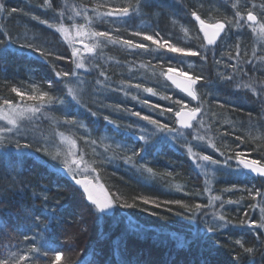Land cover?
I'll return each instance as SVG.
<instances>
[{"label":"trees","instance_id":"trees-1","mask_svg":"<svg viewBox=\"0 0 264 264\" xmlns=\"http://www.w3.org/2000/svg\"><path fill=\"white\" fill-rule=\"evenodd\" d=\"M5 1L13 4L5 3L7 9L23 10L12 13L16 20V33H10L18 37L20 43H25V33L30 41L33 36L38 37L39 39L33 41L34 43H43L47 50L55 53L54 56L41 58L27 47L20 48L19 45H13L9 51L0 55V95L18 101L19 98L10 92L12 86L24 90L35 81L47 90V81L56 80L53 66L57 71H70L74 68L71 62L72 48L64 41L60 33L25 13L52 21L57 18V11L66 5L65 24L69 25L72 21L68 20L67 16L72 14L73 5H87L89 16H94L91 11L94 5L92 0H54L53 8L49 9L40 7L42 0ZM109 1L114 6L124 2V0ZM62 2L60 7L59 4ZM235 2L236 0H171L169 3L166 0H151L152 6L145 7L142 15L134 17L127 24L121 19L104 17L103 19L94 18L93 27L98 31H111L119 27L120 31L113 32V35L139 42L141 38L130 36L129 30L139 28L146 30L149 34L158 31L164 35L165 29L168 26L171 28L170 24L173 21L175 36H164V38L179 47L201 50V45L204 44L201 35L195 29L197 23L190 19V9L196 8L205 19H208L209 13L213 19H222L224 16L231 18L235 11L232 3ZM201 3L203 7H200ZM253 4L255 13L260 15L264 0H240V10L246 14L247 9ZM175 11L177 16L174 14ZM4 16L7 14L0 15V28L9 32L12 21ZM76 22L84 23L80 17L76 18ZM184 27L191 32L190 38L185 36L182 30ZM223 37L214 46L204 45L208 49L207 61L201 57H184L183 63H180L182 56L177 53H167L162 50L165 59L160 60L154 58L155 54L141 52L139 55H133L120 46L109 45L104 49L103 56L95 61L100 67H93L90 72L85 69L77 70L81 79L86 81L85 93L82 97L83 104H77L69 98L67 105L70 113L87 126L86 130L90 138L97 141L96 145L85 144L82 139H79L85 135V129L67 125L59 128L66 135L76 139V148L73 150L83 152L91 161L95 156L89 154V147L93 146L98 152H103L104 159L100 160L103 163L99 161L94 165L98 168V179L95 180L93 176L83 178V174L78 175V179L95 180L104 185L109 194L121 195L129 203L132 202L133 196H144L157 202L183 200L188 203L207 204L210 196H220L225 201L223 209L219 208L220 201H215V207L204 209L208 215L197 213L191 219L188 213L177 215L176 213L183 212V209L175 204L161 208H153L151 205L124 208L117 205L107 213H96L87 201L83 188L75 184L70 176L56 173L47 166L48 164L38 162L34 156L25 157L19 162L13 156L11 162H0V229H2L0 258H4V249L7 247L18 254H28L30 264H51L53 253H49L47 257L41 255L37 260L35 254L28 251L33 246L39 247L43 238L46 237L50 241V245L46 247L50 246L65 253L61 264H64V260L70 261V264H264V229L249 228L247 224L243 226L239 224L241 220H260L259 207L250 206H264V200L261 197L255 199L250 197L248 189L252 190L253 195L256 190L264 193L263 177L252 176L246 171H236V161L230 160L231 168L222 167L214 175L210 174L206 184L204 175L201 174L200 168L195 167L186 146L184 150H176L168 144L159 148V145L152 144L163 142L161 140L149 136L151 145L149 143L145 145L143 141L137 139L138 135H132L137 126L150 129L153 126L147 122H144L142 126L141 119L132 115L131 112H140L141 115H149L162 123L175 126L173 117L179 105L174 104L173 101L177 98L186 99L164 79V76L160 75V72L166 70L168 66H175L174 63H176L177 68H183L190 74H200L206 78V82L202 81L196 86L198 97L203 107L207 108L210 105L212 114H216L215 121L206 120L207 126L211 124L213 129L207 137L208 141L215 142L219 151L208 144H202L199 147L193 145L194 151L212 155L220 161H224L227 156H233L235 151H240L264 162V140L251 139V136H264V109L250 92L233 91L230 85H234L236 80V83H239L240 79L234 77L232 81H226L222 78V71L233 70L234 68L231 69L230 65H236V71H239L238 69L248 71L244 81L253 76L264 79V61L259 59L264 57V50H261L257 38L247 27H233L231 32ZM78 41L79 39L76 46L84 54L83 47ZM144 43L151 45L150 41H144ZM237 43L240 45L239 56L236 54ZM151 47L155 48L154 45ZM254 48L255 56L252 54ZM56 56H62L64 59L58 60ZM246 61H252V63L249 65ZM141 64H145L146 67H140ZM89 66L86 62V67ZM101 71L105 72L106 81L99 75ZM97 80L104 81L108 85L107 97L101 93H94L100 87H104L96 84ZM214 81H219L217 86ZM125 82L151 87L156 95H148L142 89L128 87ZM205 83L206 86H202ZM63 87V84L56 85L57 94ZM120 88H123V91L114 90ZM125 92L128 95H125ZM90 94H97V99L104 101V105L100 102L87 103L86 98ZM164 96L170 99H164ZM144 101L148 103L145 104ZM219 104H223L224 107H220ZM116 105H120V108H116ZM153 105L159 107L153 108ZM169 107L173 109V112L162 114V109ZM91 112H96L97 115L92 116ZM249 113L252 114V120L256 125L251 129L248 127ZM56 115L60 116L61 113L57 112ZM104 116H108L110 120L120 125V128L117 129L113 124L106 122L103 119ZM233 121L237 124L236 127L233 126ZM0 123L3 122L0 121ZM37 124L42 130L49 125V122L41 120ZM128 125H132L133 128L129 129ZM29 128L28 136L30 132L36 131L31 125ZM226 131L230 134L221 137L219 133ZM237 135L243 138V142L235 139ZM103 137L109 139L101 143ZM112 139L117 140L120 145L121 143L126 145L128 149L145 148L143 161L154 169L156 176L152 177L144 173L150 179L146 183L140 182V172L132 164L125 163L122 159L124 153L118 150L114 151V158L110 156L111 161L113 159L115 161L108 164L109 154L106 153L103 145L110 144ZM189 139L188 141H192V138ZM35 146L37 145L34 144ZM64 147L66 148L67 145ZM112 150L114 147L110 151ZM220 152H223L224 156H221ZM127 154L131 155V151ZM43 159L48 160L49 163L59 164L58 161H52L48 157ZM167 173L172 175L169 176ZM13 176L16 177L15 186L10 180ZM206 187L210 188V192L205 190ZM226 189L232 190L226 191ZM44 195L48 197L47 202L43 200ZM57 200L62 205L61 217L56 222H49L44 208L55 207ZM228 200L236 201V203L229 204ZM166 207H171L173 210L169 212ZM142 208H147L148 211ZM215 211H223L232 224L213 234L206 232L205 228L212 221ZM153 212L157 214L153 215ZM26 213L40 216L43 223L39 225L32 223ZM10 218L25 219V222L11 229L8 228L7 231L4 227L8 225L6 221ZM44 223L48 224L47 229L44 228ZM85 232L90 233L91 237L87 239ZM25 234L29 237L28 240H25ZM197 236L199 239L190 246H178L181 240L191 241ZM33 237H36L35 240ZM237 240H240L245 248L252 247L254 252L245 253L244 249L236 244Z\"/></svg>","mask_w":264,"mask_h":264},{"label":"snow or ice","instance_id":"snow-or-ice-1","mask_svg":"<svg viewBox=\"0 0 264 264\" xmlns=\"http://www.w3.org/2000/svg\"><path fill=\"white\" fill-rule=\"evenodd\" d=\"M54 0H42L40 7L42 8H53ZM240 0H236L235 3H232V8L235 10L231 18L224 16L222 19H213L211 13L208 14V19L202 18L201 14L196 8L190 9V16L199 26V32L203 33V39L207 42V45H216L218 39H223L222 33L227 36L233 27L235 28H244L247 27L251 32L256 36L257 41L261 45V50H264V5L261 6V19H258V15L255 13V5L253 4L251 8L247 9L246 15L240 10ZM151 0H124L122 4L112 6L108 3L96 4L92 7L91 11L94 16L88 15L87 5L82 6H72V14L67 16V19L72 21L71 24H65L66 17V5L61 7L57 11V18L49 21L41 19L39 16L32 15L30 13H25V15H31V18L38 20L41 24L47 25L49 28H53L55 32L60 33L61 37L67 42L72 48L71 62L74 64V68L70 71H57L55 66H53L54 75L56 77L55 81H47V90L44 87L33 81L27 89L22 90L20 87L12 86L10 92L15 94V97H18V101L10 98L8 96L0 95V162H11L13 156L16 157L17 162L22 160L25 157H35L38 162L41 164H48V160L43 159V157H48L52 161H58L59 166L53 165V169L56 173H63L68 175L75 182V184L80 185L83 188V193L86 195L87 201L90 202L96 213H107L113 207L120 206L124 208H138L141 205H151L153 208H161L168 205H177L180 209H183V212H177V215H184L185 213L190 214L189 218L191 219L197 213L202 215H208L204 212V209L209 207H215L214 202L220 201L219 208H224V203L220 196H210V199L207 204L203 203H188L183 200H165L157 202L156 200L144 197V196H133L131 197V203L127 199H123L121 195H113L108 192H104L103 196L97 195L92 187V181L85 179H77L78 175H89L92 173H98V168L95 167L98 162L85 160L83 152H76L73 149L76 148V139L71 138L69 135H66L64 131H60L59 128L62 125H67L79 129H87V126L80 122L75 116H73L68 110L69 98L71 101L76 102L77 104H83V95L85 93V84L86 81L81 79L80 74L77 70L85 69L86 71H91L93 67H100L99 64H96L95 61L103 56L104 49L109 45L120 46L125 51L133 55H139L141 52L147 53L149 55H154V58L164 60L165 56L162 53V50L167 53H177L182 57H201L203 60L207 61L208 59V49L204 45H201V50H193L188 47H179L176 44L170 42L169 39H166L161 36L157 31L153 34H149L146 30L139 28H132L129 30L130 36L140 37L139 42L133 41L132 39H126L123 36L113 35V32H119L120 28L117 27L111 31H98L93 27L94 18L103 19L104 17H114L116 19L124 20L127 24L134 17L140 16L143 14V9L145 7H151ZM200 7H203V3L200 4ZM101 8H106L107 11H100ZM56 11V9H53ZM18 10L16 8L7 9L4 3V0H0V15L7 14L11 16L12 13H16ZM80 17L84 23H77L76 18ZM243 22V23H242ZM72 30H75V36L72 35ZM183 32L186 37H191L189 29L184 27ZM77 38H79V43L84 49V53H81L80 48L77 45ZM38 37L33 36L32 40H28L27 34L24 35L25 43H20L18 37H14L10 32L0 29V55H3L10 50L11 46L19 45L20 48L27 47L32 50L34 53L39 55L41 58H47L54 56L55 53L51 50H47L43 43H34L33 41L38 40ZM87 39V43H85ZM144 41H150L151 45H154L153 49L151 45L144 43ZM239 43H237V56L240 55L239 52ZM253 56L256 55V49H253ZM231 58V57H230ZM56 59H64L62 56H56ZM264 61V57H260ZM86 62L89 67H86ZM119 63V61H117ZM183 63V61H180ZM246 63L251 64L252 61H246ZM232 68H236V65H230ZM140 67H146L145 64H141ZM242 71L244 75H247V72H244L243 69H238ZM155 74V73H153ZM178 74V76H177ZM100 76L107 80V76L104 71L99 73ZM161 76L170 80L177 88H179L186 96L190 97L191 100L197 101L196 106L188 107L187 104L183 103L181 100L173 101L174 104L179 105L180 107L174 112L176 119V124L179 127L169 125L168 123H162L158 119H153L149 115H141L140 112H131L132 115L139 117L141 120L146 121L148 124L152 125L155 131L165 134V139L168 137L171 138L173 142L181 144L182 147H187V152L190 154L193 162L200 169H203V175L207 179L209 175H214L216 171H219L222 167L231 168L229 164L230 160L236 161V171L243 172L247 170L250 173H255L260 177H264V162L260 159H247L244 156V153L240 151H235L233 156H227L224 161L215 159L212 155L201 154L200 152L193 151V145L188 142V137L191 136L192 140L200 143L206 141V136L208 133L212 132V126L209 124L205 128L203 120V104L196 90V86L202 81L206 82V78L200 74H190L188 71L183 70V68L177 69L171 66H168L166 70L160 72ZM222 78L226 81H232L234 77L232 75H225ZM128 87H135L136 89H142L144 92L156 95V92L151 87H143L142 84L136 83L132 85L130 82H125ZM63 84V89L60 90V93L56 92V85ZM96 84L103 85L108 87L104 81L97 80ZM202 86H206L202 85ZM235 88L237 90H245V92H250L252 96L256 98V102L262 106L264 109V79L257 77H249L247 81H241L236 83ZM116 91H123V88L114 89ZM125 95H128L125 92ZM164 99H170V97L164 96ZM136 99V97H133ZM31 102V103H29ZM145 104L148 101H144ZM219 103V102H218ZM220 107H224L223 104H219ZM116 108H120V105H116ZM153 108L159 107L158 105H153ZM128 111L127 109H125ZM235 110V108H234ZM242 110V109H241ZM61 113L60 116H57L56 113ZM166 112H173L171 107L162 109V114ZM92 116H96V112H91ZM213 116L216 114L213 113ZM249 129L255 127L252 120V114L249 113ZM103 119L109 124H113L117 129L120 128V125L116 124L114 121L110 120L108 116H104ZM46 120L49 122V125L52 128V135L50 137L44 136L42 133L41 139H34L29 141L28 135L25 133L28 130V127L31 125L34 130L39 131L38 121ZM195 122V123H193ZM243 127V125H242ZM129 129H132V125H128ZM204 134H202V131ZM136 131L140 134L137 136L139 141H143L147 145L149 141V136L146 130L143 127L137 126ZM219 130H217L218 132ZM235 129L233 130V132ZM135 134V132L133 133ZM221 137L227 136L229 132L219 133ZM250 134V133H249ZM82 139L85 144L96 145L97 141L90 138L87 130L85 135L79 137ZM109 139L108 137L101 138V143L104 140ZM235 139L243 142L241 136H235ZM253 141L257 139L264 140V136L255 137L251 136ZM23 141V142H22ZM208 146L212 147L214 150L219 151L214 141H207ZM34 144L37 145L34 147ZM64 145H67L65 148ZM112 144L105 145V151L112 149ZM238 147V146H237ZM257 147H261L257 145ZM116 150L121 153H124L122 159L125 163L132 164L133 167L141 173H147L149 176H156L154 169L148 166L147 163H137L136 158L141 156V153L145 151V148L128 149L126 145H115ZM131 151V155H128L127 152ZM95 152V148H93ZM221 156H224L223 152H220ZM99 163H103L100 161ZM171 176L172 173H167ZM98 179V175L95 177ZM13 186H15V181L13 180ZM99 188L103 190V186L99 185ZM235 188V185H233ZM206 191L210 192V188L206 187ZM232 189H226V191H231ZM36 195V193H33ZM248 195L255 199L256 197H261L264 200V193H261L259 190L253 192L251 189H248ZM43 200L47 202V195L43 196ZM122 201V202H121ZM227 203H236V201L228 200ZM250 207H259L260 211V220H241L239 224L241 226L247 224L249 228L264 229V206L260 205H251ZM61 208L62 205L57 200L55 207H45L44 212L47 214L46 219L49 222H56L61 217ZM144 211H148L147 208H142ZM166 210L171 212L173 209L171 207H166ZM153 215L157 213L153 212ZM247 215V214H246ZM28 219H31L35 224H42L40 216H33L31 213H26ZM232 224L223 211H215L213 213V219L210 223L207 224L205 231L215 234L222 228L228 227ZM44 228L47 229L48 224H43ZM2 231V229H0ZM43 237V233L40 234ZM36 237H33L35 240ZM259 239V237H257ZM29 238L25 236V240ZM196 239L199 237L193 238L191 241L185 239L179 242V247H184L191 243H195ZM236 244H239L241 248L244 249L245 253H253L254 249L252 247L245 248L240 240L236 241ZM46 245H50V241L46 237L43 238V241L39 247L33 246L28 251L35 254L36 259L38 260L41 255L47 257L49 253H53V258L51 264H61L62 258L65 257V253L57 251L54 248ZM43 249V252H41ZM5 256L0 258V264H30V256L28 254H18V252L11 251L7 247L4 249ZM239 259V255H237ZM64 264H70V261L64 260Z\"/></svg>","mask_w":264,"mask_h":264},{"label":"rangeland","instance_id":"rangeland-1","mask_svg":"<svg viewBox=\"0 0 264 264\" xmlns=\"http://www.w3.org/2000/svg\"><path fill=\"white\" fill-rule=\"evenodd\" d=\"M246 15V14H245ZM258 19H261V16L258 14ZM199 27V26H198ZM223 34V33H222ZM72 35L73 36H75V30L73 31V33H72ZM255 36V35H254ZM256 37V36H255ZM77 39H79V38H77ZM85 42L87 43L88 41H87V39H85ZM82 50H84V49H82ZM85 55H86V53H84ZM100 73V72H99ZM102 77V76H101ZM102 78H104V77H102ZM197 90V89H196ZM109 92V87H100L98 90H96V91H94V93H97V94H99V93H101L103 96H108V93ZM97 94H90V95H88V97L86 98V102L87 103H101L102 105H104L103 103H104V101H101V100H98L97 99ZM145 94H148V95H152V94H149V93H146L145 92ZM176 100H181L183 103H185V104H187L188 105V107H194V106H196V105H193L192 104V102H190L189 100H184V99H180V98H177ZM29 103H31V102H29ZM180 107V106H179ZM174 118V117H173ZM216 117L215 116H213L212 115V112H211V110H207V111H205V113L203 114V120L205 121V122H207L206 120H213V121H215L216 119H215ZM229 119V118H228ZM220 121H222V120H220ZM174 122H176L175 121V119H174ZM193 123H195V122H193ZM233 126L234 127H236L237 126V124H235L234 123V121H233ZM47 128H48V130H49V133H50V135H47L48 137H50L51 135H52V128H51V126L50 125H48L47 126ZM144 129L146 130V132H147V134H148V136H151V137H153V139H158V140H161V141H163V142H160V143H156V144H152V145H154V146H156V145H159V148L161 147V146H163V145H166V144H168V146H170V147H172V148H174V149H181V150H184L183 149V147L181 146V144H179V143H176V142H173L172 140H171V138L170 137H168L167 139H165V134H163V133H160V132H157V131H155V129H154V127H152L151 129L150 128H148V127H144ZM29 131H30V128L28 127V130H27V132L25 133L26 135H28L29 134ZM135 132V134H132V135H139L140 133L138 132V131H134ZM40 134H41V128L39 129V131H35V132H30V136L31 135H35L36 136V139L37 138H39V139H41L40 138ZM150 138V137H149ZM188 138H190V140H191V136L190 137H188ZM150 139H149V141H148V143L150 144ZM207 141H208V137L206 136V141L205 142H200V143H198V142H196V141H194V140H192V141H188L190 144H192V145H195V146H197V147H199V146H201L202 144H208L207 143ZM147 143V144H148ZM110 144H112V146L114 147V150H112V151H110V150H108V151H106V153L107 154H109V160L111 161V158H110V156H113V154H114V151L116 150V148H115V145L116 144H120L117 140L115 141V139H112V141H111V143ZM145 144V143H144ZM121 145H124V144H122L121 143ZM151 145V144H150ZM65 146V145H64ZM103 147H104V149H105V145H103ZM90 149H89V154L90 155H92V156H95V157H93L94 159L93 160H95V161H97V162H99L100 160H102V159H104L103 158V155H101V154H99L98 153V151H97V149L95 148V152H93V146H91V147H89ZM79 149V148H78ZM185 149H186V147H185ZM186 151V150H185ZM193 151H194V149H193ZM194 152H197L196 150L194 151ZM201 153V152H200ZM244 153V152H243ZM189 154V153H188ZM201 154H204V153H201ZM244 156H245V158H247V159H255V158H253V157H251V156H249V155H247V153H244ZM113 158H114V156H113ZM121 158V157H120ZM114 160V159H113ZM112 160V161H113ZM115 161V160H114ZM109 164V163H108ZM112 164V163H111ZM194 165H196L195 163H194ZM195 167H197V166H195ZM200 172H201V174L203 175V169H200ZM99 176V172L98 173H92V174H90V176L89 175H84V177L83 178H89V177H96V176ZM83 178H81V179H83ZM78 179V178H77ZM204 179H206L205 178V176H204ZM85 180H87V179H85ZM96 180V179H95ZM89 181V180H88ZM99 185H102L101 183H99V182H97V184H95V191H97V195H100V196H103V194H104V192L106 191V192H108V190H106V188L104 187V185H102L103 186V190H101L100 188H99ZM82 188V187H81ZM109 193V192H108ZM161 201H163V200H161ZM84 235H86V237H87V239L89 238V237H91V234L90 233H87V232H85V234Z\"/></svg>","mask_w":264,"mask_h":264},{"label":"bare ground","instance_id":"bare-ground-1","mask_svg":"<svg viewBox=\"0 0 264 264\" xmlns=\"http://www.w3.org/2000/svg\"><path fill=\"white\" fill-rule=\"evenodd\" d=\"M11 1V0H10ZM13 1H19V0H13ZM23 1H27V0H23ZM167 2H169V3H171V0H166ZM92 2H93V5L95 6L96 4H104V3H108V4H110V5H112V6H114L109 0H92ZM4 3H7V4H9V5H13L11 2H6L5 0H4ZM63 4V2L62 3H60L59 5H60V7H61V5ZM171 8H172V5L170 6ZM11 9V8H10ZM261 11H262V9H260ZM100 11H107V9L106 8H101L100 9ZM260 11V12H261ZM174 14L177 16V14H176V11L174 12ZM4 17H6V18H10V21H12V27H11V29H10V31L9 32H11V33H16V28H15V23H16V20H15V16H13V15H11V16H4ZM190 19H191V21H194V19L190 16ZM196 23V22H195ZM170 25H172L171 26V28H170V26H168L165 30H166V32H165V34L164 35H161V36H167V37H174L175 35V32H174V25H173V21H172V24H170ZM0 29H2L3 30V28H0ZM195 29H197L198 30V32H199V27H198V24H197V28H195ZM197 30L195 31L196 33H197ZM190 32V31H189ZM191 33V32H190ZM199 34L201 35V37H202V41H203V44L204 45H207V42L203 39V33H201V32H199ZM222 35V37L224 36V34H221ZM220 39H218L217 40V42L219 41ZM208 46H214V45H208ZM195 50H197V49H195ZM182 61H185V58L184 57H182ZM123 63H125V61H123ZM173 64V63H172ZM174 65L175 66H171V67H173V68H177V65H176V63H174ZM250 65V64H249ZM177 69H180V68H177ZM231 69H233V68H231ZM244 72H248L247 70H245L244 69ZM225 75H232L233 77H235V78H238V79H240V81L239 82H241L242 80L244 81V80H246V75H244L243 74V72L242 71H236V69L234 70H230V69H228V70H224V71H222V76H225ZM237 81V80H236ZM236 81H235V83H234V85L233 84H231L230 86L232 87V89H233V91L235 92V91H240V90H237L236 88H235V85H236ZM219 83V81L217 82V81H214V84L217 86V84ZM198 93V92H197ZM190 100V99H189ZM190 102H192L193 103V105H195V103H197V101H193V100H190ZM211 110V107H210V105H208L207 106V108H205V107H203V114L205 113V111H207V110ZM213 110H211V112H212ZM144 122H146V121H143V120H141V124H142V126H143V124H144ZM204 124H205V128L207 127V122H205L204 121ZM175 127H179V125L178 124H175ZM202 131V134L204 133L203 132V130H201ZM42 133L44 134V136H47V135H50V133H49V130H48V128L46 127V128H44V129H42L41 130V134H40V138H42L41 136H42ZM28 138H30L31 140H34V139H36V136L35 135H31V136H28ZM39 138H37L36 140H38ZM190 140V139H189ZM183 149H185V146L183 147ZM99 154H101L102 155V153L103 152H98ZM85 156V160H88V161H91V159H89V157L87 156V155H84ZM141 156L142 157H144L143 156V152L141 153ZM144 159H141L140 157H137L136 158V161H137V163H144V161H143ZM112 163V161L110 162L109 161V164H111ZM53 165H56V166H59V164H53V163H49L48 162V167L50 168V169H52V170H54L53 169ZM150 178H148L147 176H145L144 174H141L140 173V175H139V181L140 182H144V183H146V182H148V180H149ZM10 180L11 181H15L16 180V177L15 176H13V177H11L10 178ZM29 192L30 193H34V192H32L31 190H29ZM31 220V219H30ZM32 221V220H31ZM24 222H25V219H15V218H10V219H8L7 221H6V224H8L7 226H6V224L4 223V226H6V227H4L5 229L7 228V231H8V228H12V227H15L16 225L18 226V225H21V224H24ZM27 222H28V220H27ZM32 223H33V221H32ZM29 225V224H28ZM31 225H33V224H31ZM21 228H23V227H21ZM25 236H27L26 234H25ZM29 238V237H28Z\"/></svg>","mask_w":264,"mask_h":264},{"label":"water","instance_id":"water-1","mask_svg":"<svg viewBox=\"0 0 264 264\" xmlns=\"http://www.w3.org/2000/svg\"><path fill=\"white\" fill-rule=\"evenodd\" d=\"M177 76H178V74H177ZM164 79H166L167 80V78L166 77H164ZM167 82L174 88V89H177L184 97H187V98H189L190 100H191V98L190 97H188V96H186V94L185 93H183L179 88H177L170 80H167ZM174 119H175V121H176V117L174 116ZM247 173H249V174H251L252 176H255L256 174L255 173H250V172H248L247 170H245ZM258 176V175H257ZM264 178V177H263ZM92 187L94 188V191H95V184H94V181L92 180ZM96 192V194H97V191H95Z\"/></svg>","mask_w":264,"mask_h":264}]
</instances>
